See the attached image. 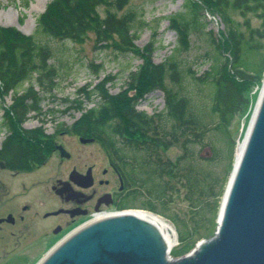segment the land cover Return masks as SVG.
<instances>
[{"label":"trees","instance_id":"trees-1","mask_svg":"<svg viewBox=\"0 0 264 264\" xmlns=\"http://www.w3.org/2000/svg\"><path fill=\"white\" fill-rule=\"evenodd\" d=\"M130 1L51 0L36 17L34 34L27 36L14 27L0 26V97L14 93V102L5 110L3 120L7 128L24 140H10L13 145L10 146L11 161L15 162L13 167L23 165L29 159L38 161L39 148L26 140L31 132L23 131L21 126L30 117H35H32L33 113H39L42 98L34 91L33 84L27 92L21 95L18 92L25 83L33 81V76H37L36 82L40 86L48 82L54 85L56 70L51 63L54 52L49 46L50 41L81 43L93 33L96 48L103 49L116 37L118 42L114 46L118 52H130L140 57L142 64L129 73L126 88L116 94H111L107 86L114 84L115 77L105 75L99 78L103 64H91L90 71L98 80L77 89L76 97L83 100L64 98L61 101L66 105L62 113L69 110L82 112L73 125L67 127L63 124V127L74 129L81 136H93L103 145L134 146L135 152H140V158H137L141 162V165L138 162V170L141 168L143 175V194L164 199L172 193V180L186 189L185 199L191 203L188 218L179 220L166 215L163 210L158 211L151 200L134 207L151 211L173 223L180 247L172 249L170 254L181 257L194 247V237L197 240L210 238L215 232L221 199L233 167L232 152L236 147L228 127L243 107L250 104L248 109L252 108L244 89L249 84L257 85L263 75L264 57H260V52L264 48V0H186L183 13L167 17L169 28L176 34V45L161 63L152 60L155 41L151 40L142 48L134 45L140 29L146 26L145 21H137V13L131 10L117 15ZM28 4L26 1L25 6ZM101 7H104L103 16L99 12ZM197 9L212 16L218 14L228 27L226 33L212 39L216 52L205 61H209V68L199 76L187 69L189 74L186 76L192 78L201 92L206 91L209 99L203 105L206 110L202 108L204 112L199 113L189 97L190 90L184 86L186 76L178 58L180 52L189 46V35L199 31L202 25L206 26L202 23L204 15H199ZM233 13L244 18V32L231 18ZM248 14L259 20L258 28L251 27ZM37 36L43 41H37ZM167 80L179 90L167 88ZM157 90L163 93V109L152 115L138 111L136 107L144 99V94ZM130 91H134L131 96ZM85 103L92 106L85 108ZM207 114L214 116L215 120L205 121ZM116 138L121 140L118 142ZM219 141H229L231 151L223 175L215 170L225 160L217 146ZM172 146H178L181 151L173 162L160 155ZM205 148L209 149L211 156L200 155ZM212 228L214 230L210 232Z\"/></svg>","mask_w":264,"mask_h":264},{"label":"rangeland","instance_id":"rangeland-1","mask_svg":"<svg viewBox=\"0 0 264 264\" xmlns=\"http://www.w3.org/2000/svg\"><path fill=\"white\" fill-rule=\"evenodd\" d=\"M26 1H28L29 3L27 6H25ZM50 1L51 0H0V26L19 27L28 35H32L35 33V28L37 26L36 17L43 12L46 5H48ZM185 2L186 0H131L128 6H126V8L121 12L117 13V15L121 16L126 11L131 10L137 13V21H145L146 26H143L140 29L139 37L134 41V45L138 48H142L151 40L155 41V50L152 54V60L155 63H161L171 55L176 45V34L171 28H169L167 17L180 12L183 13ZM197 11L199 15H204L202 23H206V26L202 25L199 31L189 35L188 48L180 52V54L178 55V58L182 63L184 72L183 75L185 74V76L188 73V68L194 71L197 76L202 75V73L209 68V61H205L212 57V55H214L216 52L214 44L212 43V39L218 37L220 33H226L228 30L227 23L223 19H221L218 14L213 15L212 18L210 16H206L205 10L197 9ZM99 12L101 13V16H103L104 7H101L99 9ZM231 18L240 26L241 31L244 32V18H242L238 13L231 14ZM247 18L250 20L252 28L259 27V20L257 18L250 14L247 15ZM21 19H23V21H21ZM36 40L39 42L43 41L40 36H37ZM116 42H118L117 38L114 37V42L108 41V46L106 48H96L97 45L95 43V36L93 33H89L87 39L81 43H72L65 40L50 41L49 46L54 52V60H52L51 63L56 70V76L53 79L54 85L48 82L47 84L40 86L36 82L37 76H33V81L31 83H25L21 90L18 92V95L27 92L30 84H33L34 91H36L39 97L42 98L40 102L39 112L47 113L46 116H43L44 122L41 123L40 119V121H37L36 118H29L25 122V124H22L21 126L23 131L34 129L36 127H43L45 129L46 133L39 134L40 144L34 141H30L37 145V148L43 146L46 147V143L49 141H44L43 139L45 135L49 134L51 130L56 126L46 121L48 119L49 110L58 111L59 113H61L58 115L59 122H62L65 126H71L82 115L81 111L77 112L75 110H69V112L62 113L66 110V105L62 104L61 101L64 98H68L69 100L75 99L76 90L79 87H82L89 82H92V84L96 83L98 79H95L90 71V69H92L91 64H103V69L99 74V78H102L105 75L115 77L114 84L107 85L111 94H116L126 88L125 83L128 81L129 73L135 71L136 68L140 64H142V60L140 59V57L135 56L130 52H118V49L114 46V43ZM260 57H264V48L260 52ZM263 78L264 70L261 81L257 85L249 84L246 86V88L244 89V95L249 101L252 102V108L248 109L250 104L246 107H243L242 111L234 117L231 125L228 127V131L230 132L231 137L236 142L235 150L234 152H232L233 159L236 155L238 141L241 142L244 136L243 134L246 130L248 121L256 103ZM184 80V86L186 90H190L189 97L192 99V102L195 103L194 105L197 108V113H199V111L204 112L202 108L206 110V106L203 105L207 104L209 101L206 95V91L201 92V89L197 88L193 84V80L189 75L184 77ZM166 85L167 88L173 87L172 84L168 82V80L166 81ZM173 88L174 90H179L176 86H174ZM13 97V92H10L5 97H0V131H2L3 128H6L5 122L2 120V117L4 116V113H6L5 110L8 109L14 102ZM143 98L144 99L140 101L136 107L138 111H144L148 115H152L161 111L164 107L163 93L160 90L146 93L144 94ZM84 107L89 108L91 107V104L85 103ZM34 115L37 114L33 113L32 116ZM246 115L248 116L246 117ZM246 119L247 122H245ZM204 120L207 122H212L215 120V117L207 114L204 117ZM220 136L222 137V134H220ZM219 139L221 140L223 138ZM61 140L65 149L69 151L73 156L72 160L62 164V168H64L65 170H68L73 164H76L79 167L86 166L90 163H95L99 167L106 165L105 161L102 158V153L100 151L101 149L99 148V145L97 143L85 146L80 144L75 138H71L70 136H64ZM120 140V138H116V141L119 142ZM47 146L50 147L49 144H47ZM217 146L222 151L225 160H223L222 162L223 165L220 164V166L215 170H217L220 175H223V173L227 169V155H229V152L231 153L229 149L230 143L229 141H219L217 142ZM48 150L50 149H47L45 151V155L47 158L50 157V155L48 154ZM180 154L181 151L178 146H172L169 148V150L160 152V155L163 159L169 160L171 162L177 159ZM200 155L207 157L211 156L210 151L207 148L203 149ZM100 157L102 159H100ZM56 161L57 158L50 159L45 167H40L41 164L38 162L32 161L29 165L27 164V162H25L26 164L24 166V169L20 167L22 165L17 164L14 170L29 172V175L23 177L26 178V180H29L31 178L34 179L38 176H50L52 174L56 175V171L58 170ZM232 162L234 163V160H232ZM139 165H141L140 161ZM139 169L141 170V168ZM23 178H11V175L9 173L0 171V179L3 180V182L5 181L4 183L7 185V188L10 189V197L14 194L15 197L18 198L17 201L19 200V204H25L27 202H30L32 204L33 207L30 210L31 212L29 214H33L34 217L32 223L33 228L34 226H38L39 223L37 220V215L42 212L41 210L43 208H47L49 206L45 205L43 202L40 203V197L36 195L28 199L20 198L19 195L21 194L18 192V190L20 189L17 188V182L18 180ZM170 185L173 186L172 193L167 194L164 199L150 197L148 193H144L142 194V198L136 202L138 203L136 207H139L142 205V203L151 200V202H153L156 206L157 210H163L166 215L175 217L179 220L188 218L191 203L185 199L186 189L180 186L179 183H177L175 180L170 181ZM174 188H178L179 190L175 191ZM36 208H38V214L35 216L37 210ZM163 219H165V221L174 228L176 233V243L171 248V250L180 247L178 233L173 223L164 217ZM38 227L41 228L42 226ZM213 230L214 228H212L210 232H212ZM6 233V230L5 232L0 233V236L2 237L0 240V264H7L6 262L2 261L1 257L6 255L5 252H9L12 248V245L8 242L9 237L6 235ZM36 234H38L37 231H33L31 236L33 237ZM193 239H196V245L201 240H207L209 238H199L197 240V237H194ZM52 247L54 246L48 247L46 249V252H48ZM39 261L29 264H37Z\"/></svg>","mask_w":264,"mask_h":264},{"label":"flooded vegetation","instance_id":"flooded-vegetation-1","mask_svg":"<svg viewBox=\"0 0 264 264\" xmlns=\"http://www.w3.org/2000/svg\"><path fill=\"white\" fill-rule=\"evenodd\" d=\"M46 114L38 113L36 120H42ZM59 114L61 113L58 111H48L46 121L56 126L45 135L43 140L49 142L46 143V147L39 148L37 161L41 164L40 167H45L50 159L57 158L56 175L38 176L29 180L23 178L29 175V172L14 170L16 167H13L15 162L11 161L12 149L10 147L13 146L10 140L15 139L14 141L21 142L23 139L19 135L16 136L12 129L6 126V128H1L0 171L9 173L11 178H23L17 182L21 199L36 195L40 197V203L43 202L49 206L43 208L39 214L36 208L35 216L38 214L37 220L40 223L38 226L42 227L32 228L34 217L33 214H29L33 207L32 204L30 202L19 204L14 194L10 197V189L7 188L5 181L0 179V233L6 230V235L9 237L8 242L12 245L11 250L1 257L2 261L7 264L37 262L47 253L48 247L55 246L67 233L96 220L97 217L104 218L136 207L138 204L136 202L142 198L143 175L140 169L138 170L140 152H135V147L132 145H103L93 136L74 134L76 133L74 129H64L63 123L59 122ZM27 131L31 134L26 136V140L29 143L34 141L38 144H40L39 134L46 133L43 127ZM64 136L75 138L85 146L97 143L106 165L99 167L95 163H90L79 167L73 164L68 170L62 168V164L72 160L73 157L62 143L61 139ZM59 147H63L62 154L58 150ZM47 149H50L48 150L49 158L45 155ZM26 161L28 165L31 164L30 159ZM25 164L22 165L23 169ZM33 231H37L38 234L32 237ZM1 238L0 236V240Z\"/></svg>","mask_w":264,"mask_h":264},{"label":"water","instance_id":"water-1","mask_svg":"<svg viewBox=\"0 0 264 264\" xmlns=\"http://www.w3.org/2000/svg\"><path fill=\"white\" fill-rule=\"evenodd\" d=\"M131 212L153 215L123 211L81 225L37 264H264V78L237 144L214 235L173 257L156 223Z\"/></svg>","mask_w":264,"mask_h":264},{"label":"bare ground","instance_id":"bare-ground-1","mask_svg":"<svg viewBox=\"0 0 264 264\" xmlns=\"http://www.w3.org/2000/svg\"><path fill=\"white\" fill-rule=\"evenodd\" d=\"M19 29L23 33L26 34V32H24L21 28H19ZM239 150H240V148H239ZM238 154L239 153L237 152V155ZM131 214H134V215L139 216V217H142V218H147V219H150L152 222H155L156 225L158 226L160 232H161V235H162L163 239L166 241L167 245H169V247H171V248L175 245V243H176V233H175V230L165 220H163V219H161L159 217H156L154 215H149V214H147L145 212H131ZM97 219H99V218L97 217Z\"/></svg>","mask_w":264,"mask_h":264}]
</instances>
